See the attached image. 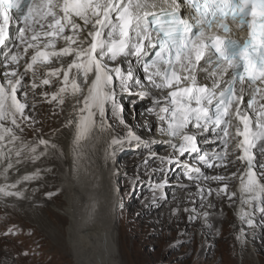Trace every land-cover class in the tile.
Here are the masks:
<instances>
[{
	"label": "snow or ice",
	"instance_id": "1",
	"mask_svg": "<svg viewBox=\"0 0 264 264\" xmlns=\"http://www.w3.org/2000/svg\"><path fill=\"white\" fill-rule=\"evenodd\" d=\"M163 3L170 10L157 13L148 11L157 7L155 0H0V50L7 49L2 52L4 62L0 63L6 69L0 73V161H7L3 178L7 180L6 174L14 166L13 150L19 164L25 151L34 163L49 148L58 147L43 138L31 144L17 134L16 130L24 131L26 122L35 123L26 112L27 108L36 107L35 100L28 102L30 92L35 96L37 88H52L51 93L42 91L40 96L59 105L66 98L83 97L73 105L77 117L68 119L65 125L74 130L73 154L79 158L84 142L94 132L110 130L107 106L124 123L120 117L122 109L115 100V81H119L121 91H127L133 76L131 68L125 72L115 62L123 63L134 56L138 61L144 60L145 79L154 88L169 90L163 106L158 102L150 111L162 122L161 132L182 141L174 145L180 155L197 151L196 134L189 126L201 131L211 127L222 141V153L216 155L213 163L205 156L199 157L208 167H227L229 157L240 153L231 163L246 162L244 173L238 177L239 191L242 203L251 208L248 212L241 209L240 219L248 227H255V214L264 217V171L256 170L264 169V161H257L253 154L256 149L264 157V104L258 103V97L264 100V0ZM184 6L189 11L182 15L180 9ZM14 18L23 23L18 30L16 51L6 43L10 39L9 22ZM229 21L247 31L245 40L229 38ZM214 28L224 35L214 33ZM149 49L154 52L145 59ZM65 58H70L66 64ZM10 64L15 67L9 68ZM53 64L59 66L52 67ZM200 73L206 75L201 78ZM209 78L211 84L202 82ZM21 89L23 101L18 98ZM249 89L251 99L245 103ZM248 109L255 112V119ZM127 136L139 140L130 130ZM5 144L12 148L6 150ZM41 145L43 151L37 155ZM193 171L199 174V169H189L190 179L197 178L191 175ZM35 176L25 175L15 183L0 185V195L21 198L20 192L11 189ZM203 179L220 182L230 177L215 175ZM199 191L203 194L204 188ZM212 191L209 188L208 194ZM227 192V184L216 190L217 195ZM235 195L232 192L229 200ZM244 236L242 229L237 239Z\"/></svg>",
	"mask_w": 264,
	"mask_h": 264
},
{
	"label": "bare ground",
	"instance_id": "2",
	"mask_svg": "<svg viewBox=\"0 0 264 264\" xmlns=\"http://www.w3.org/2000/svg\"><path fill=\"white\" fill-rule=\"evenodd\" d=\"M11 30L13 27H10ZM17 37L10 35L9 41H6L13 51L19 45ZM3 51L7 49L0 50V63L5 60ZM69 59L65 58L64 63ZM21 61L22 66L24 61ZM8 67L15 66L10 64ZM5 70L0 67V73ZM20 71H23L22 67ZM142 78L138 72L134 73L127 91H121L119 84L115 86V100L122 109L120 117L124 123L121 124L112 115L110 105L107 106L106 119L111 125L110 130L93 133L84 142L83 154L79 158L73 154L74 130L65 125L68 119L77 117L73 105L81 97L66 98L65 103L59 105L55 101L48 103L40 96L42 91L51 93L52 88H37L35 96L29 93L28 102L31 104L35 100L36 107H29L26 112L34 118L35 123L31 120L26 122L24 131L16 130L17 134L31 144L43 138L55 142L58 147L55 150L49 148L47 154L34 163L28 158L30 153L25 151L21 157L23 162L17 164L13 150L14 166L8 170L7 180L3 178V166L7 161H0V185L12 184L25 175L36 174L34 179L11 189L20 192L21 198L0 195V217L7 215L16 220L11 226L19 229L21 235L32 232L41 238L38 243L22 236L17 242L20 247L16 244L18 247L10 245L5 248L0 242V264H122L125 254L123 234L117 229L121 209H130V220L138 229L144 224L164 234L184 227V232L190 233L200 226L202 244L203 237L207 235L211 236L208 242L216 245L233 246L236 239V248L241 255L240 264L246 261L249 264L261 263L258 254L257 263L248 257L250 249L247 248V241L251 236L253 243L257 244L264 237V224L261 223L264 217L258 212L255 214V227H248L240 219L241 209L251 211L248 204L242 203L239 191L238 177L245 171L243 162L236 160L231 163L240 153L237 151L229 157L227 167H208L199 157L205 156L209 163H213L216 155L222 153V141L219 139L210 146L199 129L191 131L198 135L197 151L180 155L174 148L179 141L174 145H165L164 138L156 130L155 119L144 113L145 104L152 97L145 91ZM0 80H3L2 76ZM25 80L30 83L27 77ZM209 80L206 83L211 84ZM18 98L21 101L25 99L22 89L18 91ZM131 105L133 110L130 109ZM145 121H148V125L143 126ZM27 124H32V127H27ZM129 130L139 138L138 141L127 136ZM208 134L219 138L213 129ZM112 140L122 143L112 148ZM16 147H19V143ZM9 148L12 145L5 144V149ZM42 151L41 145L37 155ZM254 155L257 161H264L256 149ZM189 169H199V174L191 173L196 179L189 178ZM215 175L230 179L220 182L203 179ZM170 178L175 179L170 181L175 186L169 185L165 195L159 196L157 201L151 182H169ZM224 184L228 185L227 194L217 195L216 190ZM183 186L190 189L180 190ZM174 187L180 189L173 190ZM199 188H204L203 194ZM209 188L213 189L211 195L208 194ZM148 190H152L150 194ZM232 192H236V195L229 200ZM160 205L164 206L163 209L156 211ZM171 207L174 211H171ZM1 222L3 220L0 219ZM239 229L245 233L242 239H237L241 233ZM10 230L13 232L15 228ZM41 243L45 244L44 250L38 248ZM206 250L203 249V252ZM260 250H264V245H256L255 253ZM214 252L219 255L220 249H214ZM141 260L144 258L136 255L134 263L142 264ZM212 264H223V260H215Z\"/></svg>",
	"mask_w": 264,
	"mask_h": 264
},
{
	"label": "rangeland",
	"instance_id": "3",
	"mask_svg": "<svg viewBox=\"0 0 264 264\" xmlns=\"http://www.w3.org/2000/svg\"><path fill=\"white\" fill-rule=\"evenodd\" d=\"M132 109V105L130 107ZM139 115V114H138ZM114 118V117H113ZM118 131V130H115ZM200 147V146H199ZM125 178V177H124ZM181 178V177H180ZM127 179V178H125ZM175 179L170 178L169 182L161 180L160 182H151V185L156 190L157 201L160 199L159 196L165 195V191L168 190V186H175V183H170ZM186 181V180H185ZM196 183V182H195ZM180 188L174 187L173 190H179ZM190 189V187H182L180 190ZM152 190H148L147 193H151ZM161 206L157 208L156 211L163 209ZM130 209H121V215L118 220V231L123 234L122 241L124 242V255L122 264H135L134 259L136 255H141V258H144L142 264H212L215 260H223V264H240L241 255L239 254L238 249L236 248V239L235 244L223 245L217 243L208 242V239L211 237L207 235L203 237V244L200 240L201 228L200 226L195 228L192 232H184V227L176 232H165L161 234L159 231H156L154 228H147L145 225H140L139 229L134 226L130 220L132 214L129 211ZM174 211V208L171 207V211ZM9 218V219H7ZM189 218V215L187 216ZM3 222L0 223V242L5 248L8 246H15L19 239L23 237L29 238L35 242L40 241V237L35 236L34 233L30 232L28 234L21 235L19 229H16L15 226H11L12 220L9 216L3 215L0 217ZM133 225V227L131 226ZM13 232L8 231V229H14ZM241 229H239L240 231ZM5 232H8V235H4ZM132 232H136L135 235H131ZM178 232V233H177ZM8 239H10L8 241ZM205 239V240H204ZM264 240L262 237L257 244L253 243L251 236L247 241V248L250 249L248 257L258 262L257 255L261 261L260 264H264V250L257 251L255 253L256 245H264ZM201 241V242H200ZM38 248L44 250V243H41ZM18 245V244H17ZM16 245V246H17ZM241 245V243H240ZM239 245V246H240ZM19 246V245H18ZM17 246V247H18ZM20 247V246H19ZM231 247V248H230ZM208 249L203 252V249ZM220 249L219 255L214 252V249ZM211 250V251H210ZM203 252V253H201ZM41 253V252H40ZM38 253V254H40ZM143 256V257H142ZM249 261H246L244 264H249Z\"/></svg>",
	"mask_w": 264,
	"mask_h": 264
}]
</instances>
